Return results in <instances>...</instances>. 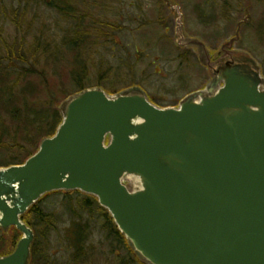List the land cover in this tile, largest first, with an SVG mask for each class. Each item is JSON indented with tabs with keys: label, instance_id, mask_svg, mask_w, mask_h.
<instances>
[{
	"label": "water",
	"instance_id": "obj_1",
	"mask_svg": "<svg viewBox=\"0 0 264 264\" xmlns=\"http://www.w3.org/2000/svg\"><path fill=\"white\" fill-rule=\"evenodd\" d=\"M184 45L198 47L211 80L178 107L137 88L83 90L37 153L0 169V230L22 233L0 264H28L34 233L20 218L64 191L95 197L143 264H264L260 68L245 54L211 64L200 41Z\"/></svg>",
	"mask_w": 264,
	"mask_h": 264
},
{
	"label": "rangeland",
	"instance_id": "obj_2",
	"mask_svg": "<svg viewBox=\"0 0 264 264\" xmlns=\"http://www.w3.org/2000/svg\"><path fill=\"white\" fill-rule=\"evenodd\" d=\"M51 2L55 0H24L26 19L20 23L28 33L23 26L19 33L28 34L26 48L38 44L47 49L48 56L59 57L67 51L63 45L70 39L71 29L73 42L77 30L85 34L89 68L85 87H100L110 94L137 88L160 108L177 107L185 96L203 90L211 80L207 65L200 62L198 47L184 45L194 39L209 52L211 64L228 54L247 55L258 64L264 83V0H71V28L48 7ZM16 9L12 0H0V36L8 45L16 41L12 26ZM3 47L0 42L1 72L8 64L2 59ZM25 61L13 60L12 75L4 78L11 85L14 76L17 78L16 69L29 71L20 74L24 90L21 94L17 90V94L27 99L32 111L25 115L23 124L20 118L13 120L11 109L8 112L0 107V132L9 131L0 136V147L8 146L0 149V168L20 164L35 151L38 141L45 138L39 136L49 133L51 113L59 112L62 102L78 92L61 61L42 56L37 61L30 59L36 73ZM98 70L105 72L101 83L96 79ZM19 98L14 95L8 102L19 108ZM40 113L47 117L35 139L32 122ZM82 196L52 194L37 205L50 221L47 233L38 227L35 216L27 218L34 225L38 245L50 259L48 264H139L125 242L108 235L100 206L95 203L88 211ZM2 235L0 231V241Z\"/></svg>",
	"mask_w": 264,
	"mask_h": 264
},
{
	"label": "trees",
	"instance_id": "obj_3",
	"mask_svg": "<svg viewBox=\"0 0 264 264\" xmlns=\"http://www.w3.org/2000/svg\"><path fill=\"white\" fill-rule=\"evenodd\" d=\"M70 1L71 0H55V2H51L48 4V7L52 8L55 12L59 13L61 18H63L64 23L68 24V28L72 27L71 12H70V10H71L70 9ZM12 2L16 3L17 7H18V9L14 10V12H13L14 18H12V26L15 27V32L17 35L14 36L16 41L12 42L11 45H8L7 42L5 41V39L2 38V36H0V42L4 45L3 49L5 52V58H2V59H5L8 62L7 67L5 68L6 70H4L3 72L0 71V101H1L0 107L3 105L4 108H7L8 112L11 109V111L14 113V116H12L14 118L13 120L19 121V118H20V122H22L23 119H26L25 115L29 112V110L32 111V109H31L32 105H29L27 99L23 100V99L19 98V95L17 94V90H19V92H20L19 94H21V92L23 93L24 89H23V85L19 83V76H20V74H23L22 71L23 72L24 71L29 72V71L26 68H23L22 71L16 69L15 70L16 72L14 74L17 75V78H15V76L13 75L14 81L11 83V85H9V83L6 82L7 79H5L4 77L7 74L12 75V73L9 71L12 70L13 60L19 61V62H24V60H26L25 62L28 63L30 59H35V61L39 60L40 56H42L46 59L57 60V61L59 60L63 64V69L64 70L68 69L70 71L69 74L71 76V79L74 81V83L76 85V89H78V92H80L85 88V85L89 84V79H88L89 68L86 67V56H85V54L87 52V46H86L87 37L85 34H83L81 32H77L78 31L77 30L75 33L76 40L73 42V35H72V29H71V34H70L71 37H70V39L68 37L66 39V41L64 42V45H63V47H65L67 49V51L65 52L63 50V54L61 57H59V56H48L47 55V49L38 47V44L31 45L32 48H26L25 42H26V39L28 38V34L20 35V33H19L22 30V26H23V30L25 32H27L26 26L25 25L21 26V23H20V22H22V20L26 16V14H25L26 13L25 3H24V0H12ZM23 13H24V15H23ZM28 64H29L30 71H32V70L34 71V68L31 65V63H28ZM2 68L3 67L1 65V69ZM33 71H32V73H36L35 71L34 72ZM104 73H102L101 70H98V72L96 74V79L100 83L103 80ZM41 78H42V82H44V84L46 85L47 81H46L45 77L41 76ZM17 81L19 84L17 83ZM14 95L20 99L19 100V105H20L19 108H16L15 104L8 102L9 98L14 96ZM51 115H52V120H51V123L49 124V127H50L49 133L48 134H42L39 136V138H41L42 136H44V137L52 136L54 134V132L56 131V129L59 127V124L61 123V116L59 115L58 111L55 110L53 113H51ZM46 117L47 116H45V115L43 116V114L40 113L38 119H36L35 121L32 122V127H34L33 131H35V134L32 135L33 138L37 139L38 134L42 130L41 125L46 122ZM13 127L18 128V124L13 126ZM7 132H9V131L7 130L4 132H0V136H4V134ZM31 141H33V139H31ZM28 142H30V141L28 140ZM38 143H39V141H38ZM5 148H8V146H5ZM5 148L0 147V149H5ZM34 152L35 151L29 152L28 155L24 159L21 160L22 162L20 164L24 163V161L30 155H32ZM75 193L80 194L79 192H75ZM75 193H64V194L65 195H74ZM52 194H62V193H52ZM82 197L84 199L83 205H85V209H88V211H90L96 203L95 198L92 196H89V195H87V196L83 195ZM37 205L38 204L32 206L30 211L26 215L22 216L21 219H23V222L26 223L30 228H32L35 231L34 225L32 223H30L29 219H27L31 215L35 216L37 218V222L39 223L38 227H40V228L43 227V229H44L43 233H45V232L47 233L50 230V226H51L50 221L48 220V218H46L47 216H45L43 213L38 211ZM99 210L102 212V215H104V221L103 222H104V227L108 231V235L110 237L112 236V237L116 238L118 241L119 240L122 241V243L125 242L124 237H121L116 226H114L111 217L106 213L105 210H103L101 208ZM9 231H10L9 234H7L8 239H6L2 242V243H4V246L6 247V249H1L0 254L7 253V251L9 253V251H12L15 244H16V240L19 238V234L14 229H10ZM36 239H37V237H36ZM36 239H35L34 245L32 246V251H31L32 257H31L30 264H48V263H50V259L45 256L46 254L44 252V249H42L38 245V241H36ZM125 245H126V243H125ZM126 248H127V246H126Z\"/></svg>",
	"mask_w": 264,
	"mask_h": 264
},
{
	"label": "flooded vegetation",
	"instance_id": "obj_4",
	"mask_svg": "<svg viewBox=\"0 0 264 264\" xmlns=\"http://www.w3.org/2000/svg\"><path fill=\"white\" fill-rule=\"evenodd\" d=\"M32 229V228H31ZM10 230V229H9ZM8 230V231H9ZM33 230V229H32ZM16 231V230H15ZM34 231V230H33ZM2 232V231H1ZM10 232V231H9ZM9 232H7V233H4V232H2V236H4V238H2V240L0 241V250L1 249H6V247L4 246V243H2L4 240H6V239H8V235L7 234H9ZM18 234H19V238L16 240V244H15V246H14V248H13V250L12 251H9V253H8V251H7V253H4V254H0V257H6V256H9L13 251H14V249L16 248V246H17V244H18V241L20 240V238H21V236H22V234L21 233H19L18 231H16ZM34 235H35V239H36V237H37V235H36V230L34 231ZM35 239H34V241H35ZM31 249H32V247H31ZM30 253H31V251H30ZM30 264V263H29Z\"/></svg>",
	"mask_w": 264,
	"mask_h": 264
}]
</instances>
